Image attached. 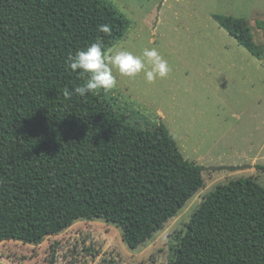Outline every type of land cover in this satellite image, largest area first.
Here are the masks:
<instances>
[{
    "label": "trees",
    "instance_id": "obj_1",
    "mask_svg": "<svg viewBox=\"0 0 264 264\" xmlns=\"http://www.w3.org/2000/svg\"><path fill=\"white\" fill-rule=\"evenodd\" d=\"M213 19L262 59L243 19ZM127 26L105 0H0V242L38 245L77 220L103 219L135 249L204 186V167L163 124L132 125L95 91L63 96L86 83L67 58L98 36L111 48ZM255 26L264 39V21ZM173 264H264V187L242 178L208 193Z\"/></svg>",
    "mask_w": 264,
    "mask_h": 264
},
{
    "label": "rangeland",
    "instance_id": "obj_2",
    "mask_svg": "<svg viewBox=\"0 0 264 264\" xmlns=\"http://www.w3.org/2000/svg\"><path fill=\"white\" fill-rule=\"evenodd\" d=\"M127 21L111 48L143 58L156 48L168 73L149 82L113 69L117 84L97 89L128 123L163 124L183 157L204 167V186L145 244L130 249L118 226L80 219L38 245L0 242V264H173L187 225L218 185L252 178L264 187V0H105ZM214 16L243 19L262 60L240 46ZM88 76L85 74V80ZM52 262V263H51Z\"/></svg>",
    "mask_w": 264,
    "mask_h": 264
},
{
    "label": "clouds",
    "instance_id": "obj_3",
    "mask_svg": "<svg viewBox=\"0 0 264 264\" xmlns=\"http://www.w3.org/2000/svg\"><path fill=\"white\" fill-rule=\"evenodd\" d=\"M97 31L105 36L111 35V27L108 24H100ZM143 58L125 50L103 49V38L98 36L86 48L78 50L70 55L66 64L72 71L81 70L87 74L86 83L74 86L71 90L65 87L63 96L70 99L72 96L84 97L97 89L111 90L117 84L113 69L118 70L121 75L132 77L141 71L146 79L151 82L157 76L164 77L169 69L156 48L144 49Z\"/></svg>",
    "mask_w": 264,
    "mask_h": 264
},
{
    "label": "crops",
    "instance_id": "obj_4",
    "mask_svg": "<svg viewBox=\"0 0 264 264\" xmlns=\"http://www.w3.org/2000/svg\"><path fill=\"white\" fill-rule=\"evenodd\" d=\"M262 60V59H261Z\"/></svg>",
    "mask_w": 264,
    "mask_h": 264
}]
</instances>
